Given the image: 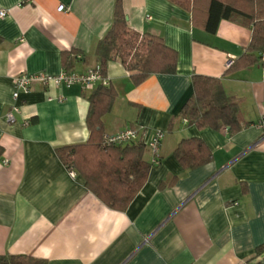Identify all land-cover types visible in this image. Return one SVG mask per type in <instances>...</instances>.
Segmentation results:
<instances>
[{
  "label": "crops",
  "instance_id": "0c3cea01",
  "mask_svg": "<svg viewBox=\"0 0 264 264\" xmlns=\"http://www.w3.org/2000/svg\"><path fill=\"white\" fill-rule=\"evenodd\" d=\"M122 5L128 26L160 37L177 53V65L174 74H153L139 84L118 62L106 65L117 97L102 119L104 133L136 129L150 141L162 132L159 164L119 212L104 206L80 176L71 177L55 153L87 141L92 88L35 85L15 102L11 97L16 76L63 71V53H75V73L95 67L114 0H0V255L47 264H244L264 243V63L233 71L225 65L247 52L251 29L222 20L210 34L202 18L193 22L167 0ZM192 75L220 80L251 124L232 136L184 121L169 129L192 94ZM13 104L19 112L8 123ZM191 137L203 140L212 159L185 172L173 151ZM145 159H152L147 148ZM174 176L177 182L159 188ZM254 264H264V255Z\"/></svg>",
  "mask_w": 264,
  "mask_h": 264
},
{
  "label": "trees",
  "instance_id": "16d2710c",
  "mask_svg": "<svg viewBox=\"0 0 264 264\" xmlns=\"http://www.w3.org/2000/svg\"><path fill=\"white\" fill-rule=\"evenodd\" d=\"M167 1L189 12L193 22L202 18L203 28L210 34L215 33L222 20L242 19V23L251 29L247 52L239 60L232 59L225 68L227 71L261 62V55H264V0H241L240 4L226 0ZM95 57L103 77H106L107 63L118 62L131 74L134 84L153 74L172 75L177 65V53L167 47L160 37L139 34L128 26L122 0H114L112 24L98 41ZM74 61V52L63 53L62 70L73 72ZM191 85L192 94L179 114L171 119L169 129L175 122L184 121L198 130H223L232 136L251 124L243 122L241 102L225 94L220 80L192 75ZM116 97L115 90L109 85L97 84L93 87L86 97L87 141L58 147L55 153L65 169L80 176L85 188L104 206L122 212L144 186L150 170L157 165L145 159L147 147L141 139L119 146L103 145L105 133L102 119L110 112ZM1 153L0 147V156ZM173 156L185 172L200 168L212 159L203 140L196 137L181 139ZM177 180L178 176H174L169 182L161 183L159 188L170 187ZM261 255H264V243L256 247L254 257L244 264L256 263ZM0 264H47V261L22 255H0Z\"/></svg>",
  "mask_w": 264,
  "mask_h": 264
},
{
  "label": "built area",
  "instance_id": "2783aa9c",
  "mask_svg": "<svg viewBox=\"0 0 264 264\" xmlns=\"http://www.w3.org/2000/svg\"><path fill=\"white\" fill-rule=\"evenodd\" d=\"M58 11H63L64 7L60 5L57 9ZM5 15V11H0V17ZM150 17H147L149 20ZM232 59H228L225 67H227ZM260 63H264V55H261ZM101 84L104 86L108 85V82L105 77H103L99 72V66L86 70L83 73H67L61 71L57 75H50L46 73H37V74H20L14 79V89L12 92V100L15 102L20 94H28L35 85L41 86H53L56 88L59 87H69L72 85H79L84 89H91L95 85ZM19 112V107L15 104L11 106V110L6 114L5 119L8 123H13L15 121L14 114ZM260 125L264 127V121L260 122ZM137 139H141L144 144H146L147 149L150 150L152 159L151 162L155 165L159 164V148L160 142L162 139V132H155L152 140L145 141L144 135L139 134L136 129H125L113 134H105L102 139V143L105 146H119L130 143L131 141H135ZM69 175L73 177L75 174L73 172H69Z\"/></svg>",
  "mask_w": 264,
  "mask_h": 264
},
{
  "label": "rangeland",
  "instance_id": "374dc122",
  "mask_svg": "<svg viewBox=\"0 0 264 264\" xmlns=\"http://www.w3.org/2000/svg\"><path fill=\"white\" fill-rule=\"evenodd\" d=\"M226 1H228V2H231V3H234V4H240V3H242V2H241V0H226ZM237 20H239V21H242V22H243V20H242V19H237Z\"/></svg>",
  "mask_w": 264,
  "mask_h": 264
}]
</instances>
